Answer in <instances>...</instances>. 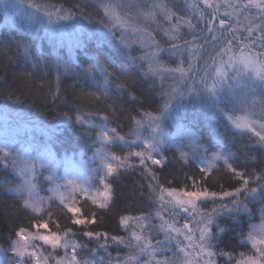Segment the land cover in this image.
<instances>
[{
  "label": "snow or ice",
  "instance_id": "6c2138e0",
  "mask_svg": "<svg viewBox=\"0 0 264 264\" xmlns=\"http://www.w3.org/2000/svg\"><path fill=\"white\" fill-rule=\"evenodd\" d=\"M0 2L6 8L27 4L21 28L33 33L43 30L54 43L68 40L83 48L95 40L115 53H127L128 59L143 68L145 76L154 83L159 81L162 89V103L155 111L140 108L131 114L133 126L126 134L119 130L117 107L107 103L106 92L97 91L81 95L98 110L84 112L77 107L73 114L62 113L63 118L49 129V143L0 136V172L17 178L7 191L18 198L20 210L36 217L29 222V228L14 229L7 248L0 245V252L7 257L3 264H219L220 259L225 264H264V0H200L191 6V18L181 15L168 0H101V19L77 15L46 0ZM158 17L164 19L167 27L158 23ZM153 25L162 30L165 47L156 39ZM185 30L191 40L185 38ZM134 44L144 50V55H130ZM164 54L173 61L172 65L162 62ZM113 55L105 54L107 63L94 58L95 63L86 73H101L109 87L127 93L133 101L139 100L127 81L117 75L121 69ZM62 68L57 60L56 87L50 93L54 102L62 95ZM166 79L170 81L167 87ZM190 109L192 119L184 123ZM198 116L205 120L219 118L225 122L226 132L252 139L261 154L259 170L249 171L233 152H226L225 135L215 127L210 133L215 143L202 136ZM114 122L117 126L111 127ZM167 122L176 126L177 135L168 134ZM65 128L76 129L77 140L91 147L92 156L85 163H95V167L88 169L83 181L74 175L72 157L65 156L63 172L57 171L58 162L50 144ZM68 142L71 143L70 137ZM117 147L127 151L118 153L114 151ZM82 148L83 145L80 155L84 157ZM171 148L178 151V159L184 165H197L199 178L186 177L193 190H187L188 185L166 188L161 183L157 169L169 163L165 151ZM213 148L217 150L212 151ZM221 166L235 183L227 189L218 184L220 191L210 190L208 182ZM136 167L147 177L148 195L156 210L138 217L120 216L119 223L128 231L127 236L87 230L97 223V215H84L78 206L80 201L86 199L101 210L108 208L115 195L111 181ZM42 183L48 185L47 197L40 195ZM209 200L211 210L198 206ZM253 202L262 206L260 223L247 224L245 234L240 217L254 219L249 208ZM53 205L69 216L70 225L80 226L81 230L74 231L70 226L60 230V224L52 220ZM225 213L241 227L237 235L243 244L250 245L248 253L237 256L219 250L217 241L225 228L218 218ZM181 214L185 217L183 223L178 220ZM50 221L57 231L49 228ZM33 227L34 232L30 231ZM41 228L47 231L40 232ZM161 234L162 240L157 238ZM77 235L88 243L76 240ZM37 241L52 251L44 255ZM92 242L96 243L95 248L89 247ZM110 243L123 245L130 254L117 256L115 261L100 256V251L111 256L107 251ZM57 250H63L64 255H53Z\"/></svg>",
  "mask_w": 264,
  "mask_h": 264
},
{
  "label": "trees",
  "instance_id": "16d2710c",
  "mask_svg": "<svg viewBox=\"0 0 264 264\" xmlns=\"http://www.w3.org/2000/svg\"><path fill=\"white\" fill-rule=\"evenodd\" d=\"M149 1L152 2V0ZM46 2L57 7L63 6L65 9H71L77 15H87L90 19L103 18V12L99 7L101 0H46ZM168 2L178 9L181 15H187L191 18L194 15L191 6L194 3H200V0H168ZM23 16V13L14 14L11 20L7 18V23L0 16V117L5 119V122L10 126L21 131L19 133L28 142L49 143V129L63 118L61 114L64 112L73 114L77 107H80L84 112H96L97 106L90 103L81 93L106 92L108 95L107 103L118 109L116 118L119 121V130L122 134L128 133L133 126L130 119L131 114H135L140 108L155 111L157 106L162 103L160 96L162 89L159 81L154 83L152 79L147 78L144 69L134 65L128 59L127 53H115L114 49L109 50L105 45L98 44L95 40L89 41L83 48H77L68 40L62 44L54 43L43 30L33 33L31 30L22 29L21 20ZM158 20L163 27L164 25L167 27L162 17H158ZM192 22L196 23V20L193 19ZM200 26H203L202 22ZM153 30L156 32V39L160 45L165 47L166 38L163 32ZM184 36L189 40L192 38L188 35L187 30H185ZM25 46L27 47V54L25 53ZM105 54H114L113 59L121 69L117 71V75L122 76L127 81L132 91L140 98L139 100L133 101L127 93L109 87L107 82L102 79L101 73L95 70L91 74L86 73V69L91 68L95 63L94 58L107 63ZM130 55L140 57L144 55V50L139 45L134 44ZM57 60L63 65L60 82L62 95L54 102L50 98V93L56 87ZM161 60L166 65L173 64L167 54L162 55ZM113 70L116 71V69ZM168 83L170 81L166 79L164 86L167 87ZM186 115L187 119L183 121L184 123L192 119L191 109ZM197 123L200 127V134L211 139L212 143H215V139L210 135L213 127L224 133V150L233 152L249 171L252 169L259 170L261 154L256 150L257 145L247 135H233V131L226 132L225 122L219 118L205 120L198 116ZM110 126L116 127L117 125L114 122ZM165 128L169 135H177V128L171 122H167ZM69 137L71 143L68 142ZM207 139L204 141L205 143H207ZM82 145V150L86 153L84 157L80 155ZM50 147L56 155V160L61 163H64L65 156L72 157V161L76 163H85L87 157L92 156L91 147L77 140L76 129L65 128L63 132L57 134L55 143H51ZM114 151L121 153L127 149L117 147ZM184 151H187V148ZM165 155L169 157V163L165 168L157 169L160 173L161 183L166 188H182L188 185L187 190H193L186 177L199 178L197 165L193 162L184 165L178 159L179 153L175 148L166 150ZM111 182L114 185L115 195L108 208L101 210L86 199L81 200L78 206L82 208L84 215L90 216L91 212H95L97 215V223L90 225L87 230L106 231L110 235L127 236L128 231L120 225L119 217L124 215L138 217L141 214H148L156 210V205L149 198L148 180L146 176L142 175V169L139 167L122 172ZM16 183L17 178L14 174L0 172V245L5 248L8 247L9 237L14 229L29 228V222L36 219L30 213L20 210L18 198L14 193L7 191L10 186ZM234 183L235 181L221 166L218 172L214 171L207 186L210 190L220 191L218 184H223L224 188L227 189ZM46 189L47 184L42 183L41 193L44 196L49 194ZM198 206L211 210L212 203L209 200ZM249 208L254 219L249 220L247 215L240 217L241 224L245 226V234L247 224L260 223L261 204L253 202L249 204ZM184 218L181 214L178 217L179 222L183 223ZM52 220L60 224V230H63L65 226L73 227L74 231L77 232L81 230L80 226L70 225L69 216L58 209L56 205H53ZM153 223H158V221L154 220ZM218 223L225 228V231L219 234L217 241L219 250L230 251L237 256L241 252H249L250 245L242 243L241 238L237 235L241 231V227L237 226L231 215L222 214L218 218ZM49 228L52 231H57L51 221ZM213 231L216 229L214 228ZM12 238L15 239L14 236ZM157 238L162 240L163 235L161 234ZM75 239L88 243L87 239L80 235H77ZM89 247L95 248L96 243L92 242ZM107 251L111 254L110 257H107L104 251H100L99 255L113 261L117 256L124 258L130 254V250L123 245L117 246L111 243ZM53 255L63 256L64 252L57 250ZM0 259H7L3 252H0ZM219 264H225L224 259H220Z\"/></svg>",
  "mask_w": 264,
  "mask_h": 264
},
{
  "label": "rangeland",
  "instance_id": "374dc122",
  "mask_svg": "<svg viewBox=\"0 0 264 264\" xmlns=\"http://www.w3.org/2000/svg\"><path fill=\"white\" fill-rule=\"evenodd\" d=\"M9 2L11 4H18V0H9ZM149 2H151V1H149ZM26 8H28L27 4H18V6H10V7L6 8L4 6V3L0 2V16H2L3 17L2 20H4V22L7 23L8 22L7 18H9V20H11L13 18L14 14H17V13H23L24 14V9H26ZM158 23L162 26V23L159 22V20H158ZM152 27H153V29H155L157 31H162L160 28H157L155 25H153ZM164 27H166V26L164 25ZM5 121H6L5 119L0 117V136L7 134V135H11V136L15 137L17 140H20L21 142H28V140H26L25 137H22L21 134L19 133L21 131L16 130L13 126H10ZM57 162H58L57 171L63 172L64 166H65L64 163H61L58 160H57ZM71 164L76 169V171L74 172V175H76L77 178L80 179L81 181H83V179L88 175V169L91 167H95V163H90V164L89 163H83V162L76 163V162H73L72 160H71ZM47 187H48V185H47ZM42 194L43 193H41V191H40V195L44 196ZM49 195H50V193L44 197H47ZM30 231L34 232V231H36V229H33V230L31 229ZM39 231L45 232L47 230L41 228V229H39ZM37 243H39L41 245V247L44 249V255H48V253L52 251L49 246L43 245L42 241H37ZM3 262H4V259H0V264H3Z\"/></svg>",
  "mask_w": 264,
  "mask_h": 264
}]
</instances>
